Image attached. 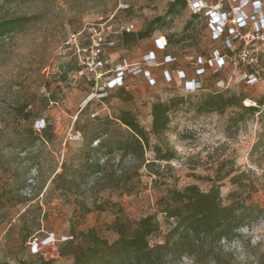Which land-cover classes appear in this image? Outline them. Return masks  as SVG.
Wrapping results in <instances>:
<instances>
[{"label":"rangeland","instance_id":"rangeland-1","mask_svg":"<svg viewBox=\"0 0 264 264\" xmlns=\"http://www.w3.org/2000/svg\"><path fill=\"white\" fill-rule=\"evenodd\" d=\"M173 1L0 0V22L33 19L25 28L0 37L1 262L73 264V257L60 255L73 233L94 229L112 243L118 239L112 231L117 216L138 221L157 214L163 222L157 202L166 196L168 187L182 189L195 184L208 192L216 184L221 187L224 205L231 204L230 194L236 192L248 205L264 209L260 113L250 116L239 107L219 113L204 106L205 98L215 91H228L227 96L239 97L245 107L264 101L262 69L252 85L237 73H249L247 65L240 62L239 52L251 54L260 46L258 41L245 43L248 31L256 29L250 19L252 7L243 9L249 15L248 29L240 31V38L230 46L228 39L232 38L228 33L220 40L214 39L206 15L194 17L189 7L193 0H186L187 7L175 8L170 7ZM204 1L210 8H223L231 19L228 24L234 25L240 2ZM259 1L264 9V0ZM91 28H97V35L90 34ZM124 31L146 32L149 38L126 43ZM97 37L102 39L103 57H109L111 76L119 64L143 63L146 55L156 51L155 40L163 37L170 42L166 52L177 61L157 67L152 74L155 83L142 74L132 76L123 87L100 98L92 94L94 88H89L79 73L91 69ZM216 52L228 57L227 65L220 72L210 67L205 77L199 78L204 84L199 91L185 90L186 81L198 79V58L212 59ZM157 53L163 56V52ZM178 71L184 72L186 78L179 79ZM104 79L97 76V83L106 84ZM173 99L168 131L158 139L150 138L152 144L159 143L164 150L168 147L175 155L170 163L157 162V167H151L155 174H163L158 184L153 182L157 177L149 176L143 167L141 192L122 194L116 185L117 175L126 168L134 171L137 164L129 158L122 162L117 152L107 158L94 152L92 156L99 158L101 165L110 159L109 167L82 179L79 161L86 150L85 136L98 131L100 121L129 111L150 132L153 104ZM23 110L24 114L31 113L28 121L23 120ZM47 127L51 128L47 134L49 143L42 138ZM29 128L37 134L32 136ZM98 143L95 141L92 148H97ZM146 158L154 160L155 155L147 152ZM64 163L73 178L70 191L55 189L51 184ZM233 177H239L237 184L231 182ZM82 204L90 208L103 206L105 210L81 213ZM30 230L33 236L26 242ZM236 234L221 245L231 254L232 264H264V218ZM47 238V245L34 254L32 243H43Z\"/></svg>","mask_w":264,"mask_h":264},{"label":"trees","instance_id":"trees-1","mask_svg":"<svg viewBox=\"0 0 264 264\" xmlns=\"http://www.w3.org/2000/svg\"><path fill=\"white\" fill-rule=\"evenodd\" d=\"M178 5L188 6L186 0H174L170 7L175 8ZM206 11L203 9L194 14V17L205 16ZM205 17H207L209 25V17L207 15ZM32 20L31 17H26L0 22V37L25 28ZM254 32L255 29L249 30L248 35ZM122 38L125 39L126 43H135L139 40L148 39L149 34L146 32L134 34L124 31ZM163 38L167 43L163 56L174 58L166 52L170 42L166 37ZM100 56L102 60L109 61V57H103L102 51ZM163 56H159L161 61L164 59ZM206 58L211 59L207 56ZM261 69L264 76V55L261 61ZM206 71L208 69H205V75L207 74ZM152 72L154 73V70ZM129 77L132 76H128L126 79ZM87 85L91 89L94 87V83ZM203 86L204 84L200 82L201 89ZM110 92L111 90L108 91V93ZM227 94H229L228 91L211 93L205 98L204 106L219 113L231 107H239L250 116L260 113L261 120H263L261 136L264 138V110H260L264 107V101L254 106L245 107L241 105L239 97L227 96ZM174 102L175 99L168 103L157 102L153 104L150 132L141 127L135 116L129 111L121 113L114 119L109 118L100 121V129L91 133L90 136H85L87 138L86 150L80 156L79 161V172L82 179L90 178L109 167L110 159H106L105 165H101V160L92 156L94 152L103 153L105 158L111 153L117 152L122 162L129 158L137 164L134 171L126 168L117 175L116 185L118 189H121L122 194L141 192L143 175L140 169L143 167L149 176L157 177L153 182L155 185L158 184L163 174L161 172L155 174L151 167H157V162L170 163L175 160V155L168 147L164 150L159 143L152 144L150 138L153 136L158 139L168 131L171 124L170 113ZM247 105L251 104L247 103ZM24 112L23 110V120L28 121L31 118V113L24 114ZM50 129L47 127L42 133V138L47 143H49L47 134ZM28 130L32 136L37 134L33 128ZM104 136L107 138L106 140ZM97 140L99 141L98 147L93 149L92 146ZM147 152H152L155 159H147ZM167 166L169 165L167 164L166 168H168ZM238 179L239 177H233L231 182L237 184ZM72 182L73 178L68 174V166L64 163L62 172L55 175L51 184L55 189L70 191L69 185ZM230 200V205L223 204L221 187L216 184L211 185L208 192L202 191L195 184L185 186L182 189L168 187L166 196L161 197L157 202L159 205L158 213L162 215L163 222L158 219L157 214L144 216L138 221H130L127 218L117 216L112 223V231L117 235V240L109 243L108 240L99 236L97 230L94 229L87 232L81 231L78 234L73 233L72 239L66 240L67 243L61 249L60 255L61 257H73V264H232V256L222 250V243L237 236L236 233L241 228L264 218V209L254 204L248 205L245 199L237 197L236 192L230 194ZM81 206L80 211L85 214L95 210H105L103 206H96L95 208H90L85 204ZM32 236L33 233L30 230L25 239L26 242ZM0 264L9 263L0 261Z\"/></svg>","mask_w":264,"mask_h":264},{"label":"built area","instance_id":"built-area-1","mask_svg":"<svg viewBox=\"0 0 264 264\" xmlns=\"http://www.w3.org/2000/svg\"><path fill=\"white\" fill-rule=\"evenodd\" d=\"M222 2H225L226 0H220ZM233 2H240V6H237L238 10L235 14L234 19V25L228 24L231 19L228 16V13L223 10L221 7H217L216 9L208 7L207 3L203 0H193L189 2V7L192 11L195 12V14L199 13L203 9H206V15L209 17V25L212 29L214 39H220L221 36L224 34L229 35V37L232 38V40L228 39V44L230 46L233 45L236 40L240 38V31L245 30L248 26L247 19H249V15L243 11L244 7H248V5H251L252 7V16L250 17L251 21L253 20L256 23V29L255 32L252 34L245 35L246 40L245 43H253L255 41H258L260 46H258L256 49H254L251 53H247L245 50L240 51L238 56L240 59V62L244 65H247L248 72L244 75H241L242 73L237 71L238 75L244 76V78L247 80V83L249 85H252L255 81H258L259 75H260V69H261V61L262 57L264 55V9L262 7V3L259 0L254 1H246V0H232ZM98 31L97 28H91L90 34L97 35ZM249 41V42H248ZM94 42H96L95 46L92 47L95 53V58H93V65L91 66V69H87L80 71V75L83 77L85 82L87 84L94 83V91L92 94L99 96L102 98L103 96L108 95V91L121 88L124 85L125 79L128 76H140V74L144 75L149 82L155 83V81L152 79L153 70L159 66L163 65H170L176 61L175 58H171L169 56H163V61L159 59V54L157 52H164L167 46V43L165 42V39H156V46L155 50L151 52L149 55H146L144 57V62L140 65H117L115 66V72L114 74L108 75L109 69L108 67V60H102L101 59V47H102V39L97 37V39H94ZM84 51L88 52V49L84 48ZM215 58L207 59L206 57H199L196 62V78L197 80H189L185 83V90H196L199 91L201 89L200 87V81L199 78L205 75V69H209L210 67H213L215 69V72H220L228 63V57L223 56L221 53L216 52L214 55ZM90 58V57H89ZM143 64L145 67H143ZM90 65H88L89 67ZM108 69V70H107ZM179 79H185L186 74L182 71L177 72ZM97 76L101 77L104 76V80H106V84L100 83L101 86H99V82L97 83ZM97 86V87H96ZM75 138L73 136L71 139ZM50 241L49 238L43 241V243H39V241H34L32 243V249L35 251L34 254L39 253V248L46 246L47 243Z\"/></svg>","mask_w":264,"mask_h":264}]
</instances>
